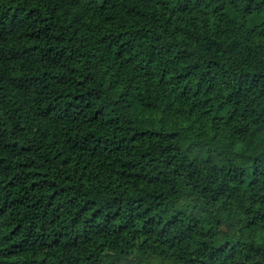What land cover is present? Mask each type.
I'll return each instance as SVG.
<instances>
[{"label": "trees", "instance_id": "obj_1", "mask_svg": "<svg viewBox=\"0 0 264 264\" xmlns=\"http://www.w3.org/2000/svg\"><path fill=\"white\" fill-rule=\"evenodd\" d=\"M0 264H264V0H0Z\"/></svg>", "mask_w": 264, "mask_h": 264}]
</instances>
